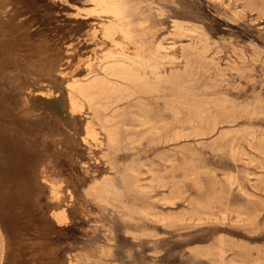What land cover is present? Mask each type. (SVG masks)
<instances>
[{"label":"rangeland","instance_id":"rangeland-1","mask_svg":"<svg viewBox=\"0 0 264 264\" xmlns=\"http://www.w3.org/2000/svg\"><path fill=\"white\" fill-rule=\"evenodd\" d=\"M4 1L0 264H264V0H137L145 44L162 41L169 55L160 64L163 80L141 98L149 123L138 115L135 98L116 107H126L127 116L111 123L119 124L120 142L107 147L114 194L104 198L90 192L94 152L82 139L80 117L69 113V77L58 68L68 64L67 55L74 62V52L85 56L107 44L79 42L68 51L67 40L81 28L44 5L53 0ZM173 18L199 26L175 34ZM193 100H201L211 120L185 121ZM227 106L234 111L225 112ZM133 176L135 190L127 182ZM59 208L62 221L52 217Z\"/></svg>","mask_w":264,"mask_h":264},{"label":"bare ground","instance_id":"bare-ground-1","mask_svg":"<svg viewBox=\"0 0 264 264\" xmlns=\"http://www.w3.org/2000/svg\"><path fill=\"white\" fill-rule=\"evenodd\" d=\"M36 1L38 2V0H35V2ZM41 1L45 2V0H41ZM83 2H77V1H74V0H67V2H64L62 0H53V2L52 1L45 2L46 4H44V5L45 6L46 5H50V7H52V6H53V8L55 7L56 10L64 11V13L62 12V13L58 14V16H60V19L62 20V22H63V20H65L64 22L67 23V24H70V23L73 22L74 25H76L79 28H81V31H80L79 35H76V36L74 35V37L71 40H67L68 47H66V48L68 49V51L72 52L77 47L79 42L86 43V42L90 41L91 42L90 43V48H91V44H107L105 47L101 48L99 51L95 50L94 52L87 53L85 56H82L81 54H75V52H74V55L77 58L76 60H74V62H71L69 60V56L67 55L66 57H67V63L68 64L65 65V66L61 65L58 68V73L60 75L65 76V77L66 76L69 77L68 80H67V83H66L67 91H66L65 100H64V101H66L65 103H66V105L68 107L69 113L72 116L77 114L80 117L79 119H80L81 126H82V134H81L82 135V139L87 144L89 150L91 152H94L93 160H94V163H95V166H96V169H95L96 173H95L94 178H93V183H91V187H89L90 188V192H93L98 198H102V197L104 198V196H103L104 194L105 195L106 194L107 195H113L114 194L113 180H112L114 165H113L112 162L108 161L109 159L108 160L106 159L107 158L106 157L107 156V153H106L107 147L108 146L109 147H113L115 144H117V142L119 141V138H120L119 124L113 125L111 123H112L113 118L116 117V116H121V117L127 116V113H126L127 111L125 112V110H124V109H126V107L124 109H121L120 111L118 110V112H116V110H117L116 107H118L117 105L120 102H123V101H127L128 102V101H131L132 99L135 98L134 102H136V100H138L140 102V103L138 102L140 104V105L138 104L139 105L138 108H139V111H140V114L138 113V115H140V117H141L143 122L145 121V122L149 123V121H150L149 115L147 116V111L145 112V109L143 108V104H141V103H143L142 102L143 99L141 100V98H143L142 95H144V94H148V93L154 92L155 87L157 85V82H160V81L163 80V75L161 74L162 66L160 64H161L163 58H165L169 54L167 53V51L164 50L165 45H163L162 41L156 42L153 46H147V44H145L146 43L145 41L147 39L146 38L147 31H146L145 27L142 26L141 20L138 21L136 19L137 18L136 13H138V12H136L137 9H138V6H137L138 1L137 0H83ZM27 3H25V4H27ZM143 3H144V1H143ZM157 10H158V8H157ZM1 13L3 15H5V16H1L0 17L1 21L2 20H6L7 15H9V11L7 10V5H6L4 0H0V14ZM8 22H10V21H8ZM90 22H92V23H90ZM60 26L62 27L63 25H60ZM173 26H174V32L173 33H175V34L180 33V34L186 35V34H190L191 32L196 31L199 25L198 26L187 25V24L183 23V20H178V19H174L173 18ZM61 27H60V29H61ZM83 27H85V28L82 31ZM66 29H67V27H66ZM75 29H76V27H75ZM56 30H58V29H56ZM58 32H60V31H58ZM65 32L68 34L67 31H65ZM62 35H64V34H62ZM199 35L203 36V35H205V33H203L201 31V33H199ZM199 35H196V36H199ZM44 40H45L44 38H43V40L40 39V42H42ZM208 41H209V39H208ZM96 47H95V49H96ZM98 48L99 47H97V49ZM62 49H64V48H62ZM61 51H63V50H61ZM85 53H86V51H85ZM60 54H62V53H60ZM61 57L59 56V58H61ZM52 62H53V60H52ZM162 65H163V63H162ZM53 69H51V70H53ZM46 71H48V70H46ZM205 86H207V85H205ZM58 99H62L63 100V97L62 98L58 97ZM193 101L195 102L196 100H193ZM198 101L199 100H197L196 102L198 103ZM224 102H226L225 99L223 100V103ZM197 103H195V104L192 103L194 106H193V108H191L192 109L191 113L189 112L190 116L188 115L189 117L187 116V119L185 120V121L190 122L192 125H194V124H202V123H204V122H206L208 120H211L210 118L213 116V115L212 116L209 115L210 113L208 114L207 112H205L204 107L202 108L201 104H199V103L197 104ZM218 103H220L221 105L223 104L221 102H218ZM218 103L216 105H218ZM126 104L128 105L129 103H126ZM203 104H206V103H203ZM130 105H131V103H130ZM182 105H183V103H182ZM221 105H219V106H221ZM234 106H232L233 108H230L229 106H227V108H226L227 111H225V112H228V109H230L228 113H232V111H234L233 110ZM248 107H246V109H249ZM251 107H253V106H251ZM255 107H256V105H255ZM108 108L109 109L113 108V112L110 115H108L106 113L103 114L102 111H104V110H106ZM188 108H189V106H188ZM243 109H245V108H243ZM208 110H209V108H208ZM249 111L251 112L252 110H249ZM258 111H260V110H258ZM245 112H246V110H245ZM247 112H248V110H247ZM133 114L136 117V114L135 113H133ZM246 115H247V113H246ZM248 115H252V114H248ZM132 117L133 116H131V118ZM217 117H219V116H217ZM226 118L228 119V117H226ZM118 119H121V118L118 117ZM216 120L212 119L213 127H215V125L217 123ZM138 126H139V124H138ZM195 126H197V125H195ZM179 129H181V128H179ZM157 132H158V130H157ZM198 132H200V131H198ZM250 132H251V130H250ZM154 133H156V132H154ZM246 135L248 136V134H246ZM219 139H220V136H219ZM247 141H249V140H247ZM159 144H160V142H159ZM259 144L260 145L263 144V139L259 140ZM222 145L224 146L225 144H222ZM225 146H227V145H225ZM234 147L236 148L235 145H234ZM168 148H170V147H168ZM166 151H167V149H166ZM231 151H230V153L232 154ZM256 151L258 152V150H256ZM236 152H237V150H236ZM236 154H238V153H236ZM191 155H192V153H191ZM143 163H144V161H143ZM125 168H126V166H125ZM128 169H131V168L129 167ZM131 170H129V171H131ZM129 171H128V174H130ZM131 174H132V172H131ZM131 174H130V176L133 175V174L132 175ZM126 175H127V173H126ZM126 175H124V176H126ZM127 179H128V177H127ZM227 179L226 180L229 181L228 184L233 183V181H234V180H232V175H230V174L227 175ZM139 181H140V179H139ZM145 181H147V180L145 179ZM159 181H161V180H159ZM127 182H129V184L132 185V187H134V190L136 188L137 189L139 188L138 178H134V176H133V178L131 180L129 179V181H127ZM162 183H163V181H162ZM256 184H258V183H256ZM145 185H146V187L148 186V188H146L145 190L151 189L150 188L151 186L149 187V184L148 185L145 184ZM145 185H142V186H144V188H145ZM241 186L242 185H240V187ZM61 189H64V188H61ZM68 190H69V188H68ZM68 190L66 192H68L69 195H70V192ZM140 190H141V187H140ZM140 190H138L139 193L141 192ZM51 191L54 194V196H57L58 190H57V188L54 185H52ZM143 191H144V189H143ZM105 199H108V198H105ZM60 207H62V206H60ZM153 213H152V215H154ZM197 213H198V211H197ZM145 214L147 215V213H145ZM148 214H149V212H148ZM156 214L154 215L155 217H156ZM64 215H65V213L60 208L56 209V210H54L52 212V217L55 220H57V221H60V220L62 221L64 219ZM157 216H158V214H157ZM170 216H171V214H170ZM67 217H69V216H67ZM162 218H164V217H162ZM167 218H166V220H167ZM178 218H179V216H178ZM248 223H249V221H248ZM1 237H0V240H1ZM0 242H2V241H0ZM0 251H1V249H0ZM219 252H220V250H219ZM219 252H218V256L220 258H222L224 256V254L222 253V255H223L222 256ZM224 252H225V250H224ZM0 255H1V252H0ZM255 261H257V259ZM69 262H70V260H69ZM70 264H73V263L70 262Z\"/></svg>","mask_w":264,"mask_h":264}]
</instances>
